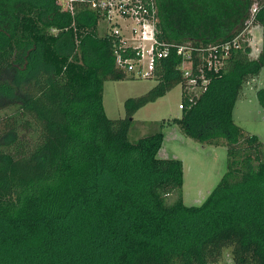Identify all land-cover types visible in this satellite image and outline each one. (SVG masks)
<instances>
[{"label":"trees","instance_id":"obj_1","mask_svg":"<svg viewBox=\"0 0 264 264\" xmlns=\"http://www.w3.org/2000/svg\"><path fill=\"white\" fill-rule=\"evenodd\" d=\"M60 1L0 0V264H213L224 247L233 264H264V142L232 114L243 86L264 75V36L249 56L244 31L216 69L194 53L191 95L170 49L156 85L113 119L103 83L127 75L113 38L86 3ZM157 3L166 42L224 43L253 5L251 26L264 32V0ZM177 84L180 116L166 124L226 147V170L200 205L183 203V165L158 155L160 130L128 136L135 111ZM255 93L264 107V86Z\"/></svg>","mask_w":264,"mask_h":264},{"label":"rangeland","instance_id":"obj_2","mask_svg":"<svg viewBox=\"0 0 264 264\" xmlns=\"http://www.w3.org/2000/svg\"><path fill=\"white\" fill-rule=\"evenodd\" d=\"M248 37L244 46H249V56H255L264 36L259 26L246 30ZM158 79L132 77L108 79L103 83L102 104L109 118L125 115V100L146 94ZM264 86V75L252 79L243 86L241 94L233 107V119L246 133L255 134L264 142V107L256 97V88ZM188 91L199 93L197 87ZM181 85L177 84L154 101L147 102L133 114V122L128 131L131 141L160 130L163 141L158 151L161 157H174L183 165V184L181 197L185 205H200L226 170V147L207 144L180 134L174 125L166 120L180 116L178 104L181 102ZM164 123L163 125H161ZM213 264H233L230 247H224L221 257Z\"/></svg>","mask_w":264,"mask_h":264},{"label":"built area","instance_id":"obj_3","mask_svg":"<svg viewBox=\"0 0 264 264\" xmlns=\"http://www.w3.org/2000/svg\"><path fill=\"white\" fill-rule=\"evenodd\" d=\"M60 2L64 8H71L73 3H86L90 9L98 13L102 34L113 38L114 66L129 76L156 77L155 69L161 60L170 54V49H174L181 58L177 68L187 80L184 90L190 95L192 91L187 90L189 87H199L197 78L192 76L194 53L202 55L207 69H216L222 61L221 58L226 56L228 48L241 47L239 37L251 26L256 12V6L253 5L251 17L246 22L245 28L231 40L221 44L196 47L189 42L171 43L159 37L157 0H61ZM220 51L222 54L219 56ZM199 76L203 77L202 74ZM206 80L203 79L201 84ZM178 107L182 108V102Z\"/></svg>","mask_w":264,"mask_h":264}]
</instances>
